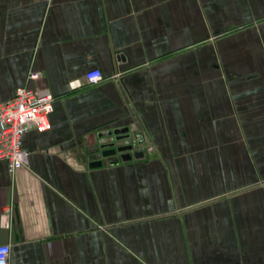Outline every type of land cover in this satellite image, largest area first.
<instances>
[{
	"label": "crops",
	"instance_id": "1",
	"mask_svg": "<svg viewBox=\"0 0 264 264\" xmlns=\"http://www.w3.org/2000/svg\"><path fill=\"white\" fill-rule=\"evenodd\" d=\"M22 87L53 111L0 161L10 264H264V0H0ZM125 128L145 156L103 157Z\"/></svg>",
	"mask_w": 264,
	"mask_h": 264
},
{
	"label": "built area",
	"instance_id": "2",
	"mask_svg": "<svg viewBox=\"0 0 264 264\" xmlns=\"http://www.w3.org/2000/svg\"><path fill=\"white\" fill-rule=\"evenodd\" d=\"M39 73L31 74L37 79ZM103 79L100 70H92L86 74V80L96 84ZM53 111V95L48 90H33L22 87L16 96L7 102L0 103V161L6 160L14 170L28 164V154L23 149L24 135L32 128L46 131L50 128V113ZM135 142H144V135L137 134ZM149 151L152 147L147 148ZM7 224L8 215H3ZM11 246L0 245V264H10Z\"/></svg>",
	"mask_w": 264,
	"mask_h": 264
},
{
	"label": "water",
	"instance_id": "3",
	"mask_svg": "<svg viewBox=\"0 0 264 264\" xmlns=\"http://www.w3.org/2000/svg\"><path fill=\"white\" fill-rule=\"evenodd\" d=\"M110 137H112L111 142H102L99 149L101 152V155L103 157H113L117 154H122L123 159H141L145 156L143 151L138 150L137 146H134L130 144V134L129 129H118L114 131H110L108 133ZM105 140V139H104ZM125 141L124 145H120L119 142ZM102 165V162H95L92 163L91 166H100Z\"/></svg>",
	"mask_w": 264,
	"mask_h": 264
}]
</instances>
